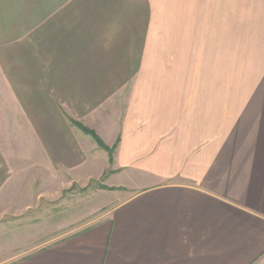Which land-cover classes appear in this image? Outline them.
<instances>
[{
    "label": "crops",
    "instance_id": "1",
    "mask_svg": "<svg viewBox=\"0 0 264 264\" xmlns=\"http://www.w3.org/2000/svg\"><path fill=\"white\" fill-rule=\"evenodd\" d=\"M239 62L264 76V0H0V196L115 188L4 264H264V114L234 113L264 99H234Z\"/></svg>",
    "mask_w": 264,
    "mask_h": 264
},
{
    "label": "rangeland",
    "instance_id": "2",
    "mask_svg": "<svg viewBox=\"0 0 264 264\" xmlns=\"http://www.w3.org/2000/svg\"><path fill=\"white\" fill-rule=\"evenodd\" d=\"M241 70L239 62L235 65L234 99H264V76L244 75ZM246 109L264 114V106L241 108L234 102L235 115L246 113ZM19 182L24 185L7 187L0 196V214L8 212L5 217L0 215V264L25 259L32 251L97 222L111 207L110 190L101 187L103 181L47 188L39 180ZM29 182L39 184L25 185Z\"/></svg>",
    "mask_w": 264,
    "mask_h": 264
},
{
    "label": "trees",
    "instance_id": "3",
    "mask_svg": "<svg viewBox=\"0 0 264 264\" xmlns=\"http://www.w3.org/2000/svg\"><path fill=\"white\" fill-rule=\"evenodd\" d=\"M72 123L74 124V125H77V126H79L87 135H90L98 144H99V146L103 149V150H105V151H107V152H109V154H110V161H111V163L113 162V156H114V153H115V149H116V147H114V148H110V147H108V146H106L105 145V143L101 140V138L94 132V131H92V130H90V129H88V128H86V127H84L83 125H81V124H79V123H77L76 121H74V120H72ZM109 174L110 173H112V172H108ZM108 173L106 174V175H108ZM104 178H106V176L104 177ZM103 189H106V190H115V188H108V187H106V186H101Z\"/></svg>",
    "mask_w": 264,
    "mask_h": 264
}]
</instances>
